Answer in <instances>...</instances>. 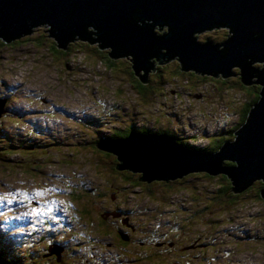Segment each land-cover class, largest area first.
Listing matches in <instances>:
<instances>
[{
    "label": "rangeland",
    "instance_id": "obj_1",
    "mask_svg": "<svg viewBox=\"0 0 264 264\" xmlns=\"http://www.w3.org/2000/svg\"><path fill=\"white\" fill-rule=\"evenodd\" d=\"M206 31L198 33L196 40L216 34ZM76 40L67 53H56L47 27L39 26L19 41L0 42V97L5 106L0 125H7L8 133L14 135L11 151L0 154V197H4L0 200V240L7 237L5 245H14L11 255L38 264H61L55 263L52 247L56 244L60 261L66 260L62 264H90L101 253L106 254L103 258L108 264H125L124 254L135 255L129 264H166L145 253V244L155 248L147 243L150 236L158 238L156 250L164 253L162 240L174 241L168 246L169 264L200 251L195 264H264V201L253 192L249 200L241 196L236 203L222 204L220 200L226 198L212 195L222 176L196 172L169 181L141 180L139 185L140 171L116 170L115 155L95 145L101 136L124 132L130 126L165 128L184 135L181 130L190 122L186 114L210 125L220 106L236 105L239 110L248 94L237 86L226 90L212 78L196 81L190 76L188 81L193 84L183 89L205 83L185 95L183 104H191L185 110L173 95L165 99L166 84L151 75L154 72L145 87L137 90L129 82L124 60L115 59L110 69L105 66L100 54L110 46L98 51L96 42ZM171 61L179 63L177 58ZM185 77L177 76L181 86L187 83ZM30 130L40 133L34 135ZM216 130L210 128L212 134L202 137L200 144L211 145L215 138L227 136ZM50 141L56 148H49L48 156L36 150L37 143L47 147ZM110 184L130 207L135 229L132 241L108 248L101 241L113 242V235L98 232L97 218L108 205ZM10 190L34 194L22 201ZM193 211L197 212L195 219L188 217ZM146 236V243H141ZM85 239L93 245L87 247L89 256L86 247H81Z\"/></svg>",
    "mask_w": 264,
    "mask_h": 264
},
{
    "label": "water",
    "instance_id": "obj_2",
    "mask_svg": "<svg viewBox=\"0 0 264 264\" xmlns=\"http://www.w3.org/2000/svg\"><path fill=\"white\" fill-rule=\"evenodd\" d=\"M39 26H47L64 49L76 39L110 46L109 56H127L144 83L157 61L172 58L182 70L215 78L235 75L236 67L242 83H258V98L244 121L214 150L189 147L174 134L136 129L95 145L116 155L115 168L140 171L139 180L221 173L232 191L261 180L264 198V0H0V39L10 42ZM215 27H226L227 38L196 40ZM3 104L0 97V115Z\"/></svg>",
    "mask_w": 264,
    "mask_h": 264
},
{
    "label": "trees",
    "instance_id": "obj_3",
    "mask_svg": "<svg viewBox=\"0 0 264 264\" xmlns=\"http://www.w3.org/2000/svg\"><path fill=\"white\" fill-rule=\"evenodd\" d=\"M47 32H48V27H47ZM48 36H50L49 32H48ZM50 37L52 38V41H53V43H52L53 50L56 53H58L59 51H61L63 53H67V51L69 49H67V48L64 49L62 47H58L57 43H56V40L52 36H50ZM20 38L21 37L16 38V39H14L12 41L13 42L14 41H19ZM1 41L5 42L4 40L0 39V42ZM5 43H8V42H5ZM92 46H95V45H92ZM96 47H97L96 49L98 51H100V49H105V48H99L97 45H96ZM108 51L109 50L106 49V51H102L103 53L100 54L103 57L102 61L104 62L105 66H107L110 69V68H113L112 66L114 64H116V60H124L127 63V66H128V69H126L125 72L129 74V82H133L132 84L137 90L144 88L145 87V83L142 82L141 80H139L138 75L134 72V70L132 68L133 62L127 56H118V57H115L114 59H110L109 57L106 58L107 56H109ZM255 65H258V64L255 63ZM170 68H171V72H168V70H170ZM179 74L183 75V76H186L183 81L187 82V83H183L182 86L179 83V80L177 79V76H179ZM154 75H156L158 77L159 82L166 84V90L163 92L165 99H171V95H173L174 98L184 97L185 95H191L194 92H196L195 87L199 88L200 85L205 83V81L204 82H200L197 85H195V87H192L190 89H183V87L190 86V84H193L192 80L188 81L190 76L191 77H195L196 81L205 80L207 78H211V76L208 75V74H197V73H194L192 71L182 70L180 68V63L175 62V61H170V62H168L166 64H162V63H159L157 61L156 74H154ZM173 76H175V77H173ZM170 78H172V79L169 81ZM214 81H220L223 84V87H226L225 88L226 90L228 89V87L229 88L230 87L236 88L235 86H237V87H239V88H241L243 90V93L246 92L248 94V96H249L247 101H245L244 105L242 107H240V114H241L240 115V121L238 120V122L234 126L230 127V129L224 131V132H227L226 133L227 136H231L232 135V131L235 128H237L244 121V119H245V117L247 115V111H248L249 107L251 106V104L258 98V92L255 91V88L257 87V85L252 84L250 86H244L242 83H240L238 78H233L232 79L231 77H226V78H222V79L214 78ZM168 88L174 89V92L171 93ZM161 92H162V89H161ZM150 97H148V98H150ZM133 128L134 127L130 126L123 133L122 132L117 133V132L114 131V133H112L113 135L111 137H106L105 139H109V138H112V137L126 136L127 133ZM0 130L2 131V132L0 131V154L8 153V152L11 151V149L9 148V145L11 144V139H12V137H14V135L8 133V126L7 125H0ZM137 130L138 131H146V132H165V133H169V134H175V133H172L171 129L168 130V129H165V128L150 130V129L144 127V128H140V129H137ZM30 131L34 135H37L38 133H40L39 131L38 132L34 131V130H30ZM227 136L217 137V138H215L213 140V143L211 145H202V146L206 150H214L221 144V142L224 139H226ZM177 138H178L179 142H182V143L184 142L189 147L194 146V145L190 144L183 137L177 136ZM48 143L50 145L47 146V147H43L44 144H42V143L41 144L37 143L38 148L36 150L37 151L40 150L43 153L44 156H48V149L49 148H56L55 145L53 144V142L50 141ZM115 158H116V161H118L116 156H115ZM226 163H229V162H226ZM208 175H210V174H208ZM219 175L222 176V181L217 184V188L214 189V191L216 193H213L212 195L213 196L217 195L216 197H220V198H224V199L226 198V200H220L219 199L222 202V204L236 203V200L239 199L241 196H243L245 199L249 200L250 195H251L250 192H253L257 198H259L262 201H264V198L261 197V195H260V189L263 186V182L261 180L254 181L247 188H245L242 191L238 192V191H232L231 190L232 184L230 183V180L224 174L220 173ZM136 179L138 180V182H136V183L142 185L141 180L138 179V176H137ZM65 185H66L65 188H66L67 191L71 190V188H70L71 185L69 183H67ZM206 187H208V186L206 185ZM248 194H249V196H248ZM169 197H170V195H169ZM222 204H221V206L224 207V205H222ZM227 209H230V207H228ZM205 212L206 211L203 210V213H205ZM198 213H199V210H198ZM97 222H98V218H97ZM98 224H99L98 232H101L103 234V233L107 232L106 230L110 231L109 228L105 227L106 228L105 229L103 226H101L102 225L101 222H99ZM73 234L79 235V233H77V232H73ZM80 235H82V234H80ZM2 238L6 239V237H3V236H2ZM3 239L0 240V261H2L3 264H38V262H34V261H31V260H26L24 258H23V260L20 259L19 257L14 258L11 255V252H10V251H13V246L14 245H11V242H10V245H5V242H4ZM157 239L158 238H152L151 237L148 240L147 243L151 244V245H154L155 248L152 247L150 249V246L145 244L144 248L147 249V250H145V253L146 254L149 253V255L153 254L154 257L156 258V260L160 261L161 263L169 264L170 260H169V256H168V251H169V247H172V246L168 247V245L165 243L164 246H163V250L165 251V253L163 251H157L156 250L157 249V245L155 243L157 241ZM159 239H163V238H159ZM84 241L85 242L81 245V247H86V250H87V247L93 246L92 243L89 240L85 239ZM145 243H146V241H145ZM79 250H80V248H79ZM43 252H45V251H42V254H43ZM89 252L90 251L88 249L87 253H86L88 256H89ZM23 254L24 253H19L18 255L20 256V255H23ZM98 254H100V251L98 252ZM142 255L144 256L143 253H142ZM143 256H141V254H139L138 257H140L142 259ZM54 257H56L55 263L60 262L62 264L64 261H66V260H61L60 261L61 253H57V254L54 253ZM135 259H136V257H135ZM102 261H103V259L101 257V254L97 255V256L95 254L93 259L90 261V264H98L99 262H102ZM179 263L180 264H188V260H180ZM45 264H50V263H48L46 261Z\"/></svg>",
    "mask_w": 264,
    "mask_h": 264
},
{
    "label": "flooded vegetation",
    "instance_id": "obj_4",
    "mask_svg": "<svg viewBox=\"0 0 264 264\" xmlns=\"http://www.w3.org/2000/svg\"><path fill=\"white\" fill-rule=\"evenodd\" d=\"M219 28H226V27H215L213 29H210V30L206 31L205 34H208L209 32H215L216 34L213 35L212 37L211 36H206L204 38V40L205 39H210V40H213L214 42H221L222 40L227 38L228 29L226 28V29L222 30V29H219ZM220 30H221V32H220ZM219 38H221V39H219ZM86 41H88V40H86ZM91 43H95V42H91ZM108 57L110 59H114V57H111V56H107L106 58H108ZM170 61L171 60H169L167 62H164L162 64H166V63H168ZM238 72H240L239 69L235 68L234 71H232V73H235V75H231L230 74L227 77H231L232 79L233 78H238L240 83H242L241 79H240L241 75ZM154 74H156V71L154 73H152L151 75H154ZM218 78H220V77H218ZM242 84L244 86H250V85L254 84V85H257V87L259 88V84L258 83H251V84L242 83ZM257 87L255 88L256 92L258 91ZM223 108L225 109V113H227V114H230L232 112V110L234 109L231 106H220L218 108V110H221ZM240 115L241 114H240V109H239L238 110L237 119H236V123L238 122V120L240 121ZM184 118L189 120L188 116L184 117ZM142 128H144V127H142ZM112 135H113L112 133H109V134H107L105 136H101V139L102 138L105 139L106 137H111ZM180 137H183L186 140H192L191 136H183V135H181ZM107 152H109V151H107ZM110 153H112V152H110ZM114 167H115V164H114ZM115 169L116 170H120V169H117V168H115ZM196 173H205V172H196ZM107 191H109V193H108L109 194L108 205H104V209L100 213V218H98V222H101V224H102L101 226H103L104 228L107 227V228L110 229V231L106 230L107 232L103 233V236L107 237V235L112 234L113 235V242H110V241H108L107 238H105V242L101 241V244L103 246L111 248L115 244H117V242H121V245H122L123 242L124 243H128V242L132 241V239H134V237L132 235V231L135 229V225H134V223L132 222V219H131L132 218L131 209L127 205H124L125 201L123 200L122 196L119 194V189L117 187H115L113 184H110L109 187L107 188ZM26 196H29V194H26ZM26 196L21 195V197H23V198L26 197ZM22 200H24V199H22ZM188 217L191 218V219H195L197 217V212L193 211L191 213V215L188 216ZM149 238H151V237L149 236ZM146 239H147V236L145 237V240L142 241L141 243L145 242ZM162 241H165V243L168 246H172V244H174V241L173 240L171 241V239L162 240ZM44 253L45 252H43V254ZM105 255H106L105 253H104V255H103V253H101V257H102L103 261H105V264H108L107 263L108 259H104L103 258ZM124 255L126 256V259H125L126 261H123V262H125V264H129V262L133 258L135 259V255L134 254H130V255L124 254ZM200 255H201V251H200L199 254L196 253L195 255L191 256L190 258H186V259H183V260H188V264H195L194 259L199 257ZM55 259H56V257H55ZM175 264H180V263L178 261Z\"/></svg>",
    "mask_w": 264,
    "mask_h": 264
},
{
    "label": "built area",
    "instance_id": "obj_5",
    "mask_svg": "<svg viewBox=\"0 0 264 264\" xmlns=\"http://www.w3.org/2000/svg\"><path fill=\"white\" fill-rule=\"evenodd\" d=\"M184 98H186L185 96L184 97H178L176 98L177 99V102H179L178 105H180L181 107H184L185 110L191 106V104H183V100ZM197 113V112H195ZM186 114V113H184ZM203 116L205 115V113L203 112L202 113ZM189 118V125L186 127V128H183L181 131L182 132H185V134L183 136H188V135H198L199 137H197L196 140H193L191 142H194V143H200L202 142L203 138H202V132L203 131H206V132H211L210 131V128L212 127H216V129L218 130L219 127L221 126L220 129H224V128H228L230 127L232 124H233V117H234V113H230V114H227L225 113V109H221V110H216L215 112H213V115H212V118H211V124L210 125H206L200 121L197 120V125H193L191 120H190V114H186ZM198 117V116H197Z\"/></svg>",
    "mask_w": 264,
    "mask_h": 264
},
{
    "label": "clouds",
    "instance_id": "obj_6",
    "mask_svg": "<svg viewBox=\"0 0 264 264\" xmlns=\"http://www.w3.org/2000/svg\"><path fill=\"white\" fill-rule=\"evenodd\" d=\"M74 41H77V40H74ZM74 41H71V42H69V44H68V46L70 45V43H72V42H74ZM156 71V70H155ZM155 71H153V72H155ZM188 71H190V70H188ZM192 72H194V71H192ZM152 72H150V74H151ZM195 73V72H194ZM150 74H149V77H150ZM198 74V73H197Z\"/></svg>",
    "mask_w": 264,
    "mask_h": 264
},
{
    "label": "snow or ice",
    "instance_id": "obj_7",
    "mask_svg": "<svg viewBox=\"0 0 264 264\" xmlns=\"http://www.w3.org/2000/svg\"><path fill=\"white\" fill-rule=\"evenodd\" d=\"M4 199V197H0V200H3ZM11 201H9V203H10Z\"/></svg>",
    "mask_w": 264,
    "mask_h": 264
}]
</instances>
